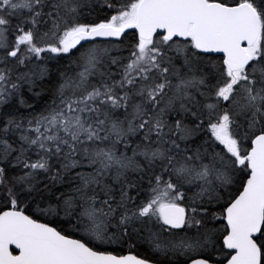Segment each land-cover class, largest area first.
Returning a JSON list of instances; mask_svg holds the SVG:
<instances>
[{"label":"snow or ice","instance_id":"1","mask_svg":"<svg viewBox=\"0 0 264 264\" xmlns=\"http://www.w3.org/2000/svg\"><path fill=\"white\" fill-rule=\"evenodd\" d=\"M0 264H264V0H0Z\"/></svg>","mask_w":264,"mask_h":264}]
</instances>
